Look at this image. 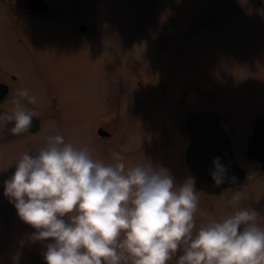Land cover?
Returning a JSON list of instances; mask_svg holds the SVG:
<instances>
[{"label":"rangeland","instance_id":"1","mask_svg":"<svg viewBox=\"0 0 264 264\" xmlns=\"http://www.w3.org/2000/svg\"><path fill=\"white\" fill-rule=\"evenodd\" d=\"M47 1L54 11L62 12L22 16L25 50L9 33L4 7L10 3L22 9L23 2L0 0V82L12 87L9 98L0 103V264H47L43 252L51 238L33 239L36 229L19 217L4 192V181L15 172L22 154L38 153L47 145V137L60 133L65 142L87 147L94 159L102 160L97 131L113 119L102 128L114 142L120 127L124 130L126 167L152 163L168 169L182 183L189 175L179 161L183 138L179 121L211 105L200 93L215 86L225 96L235 157L248 168L243 142L259 116L264 117V0H231L229 12L222 10L230 6L229 0H90L101 26L87 33L78 31V21H87L89 0ZM215 5L221 7L218 20L215 15L213 20L207 18ZM167 38L176 46L171 45L166 59L168 50L162 44ZM9 73L17 76L19 86ZM22 88L37 97L35 103L22 97V106L44 125L36 134L10 136L4 116L14 111L17 90ZM163 89L168 92L165 99H149L150 91L159 95ZM50 93L57 96L59 110ZM119 93L121 110L115 109ZM109 146L105 163L116 159L113 144ZM241 207L255 208L257 223L264 227L260 176L242 192L239 202L213 213L198 206L194 219L204 226ZM201 226L196 224L194 233Z\"/></svg>","mask_w":264,"mask_h":264},{"label":"clouds","instance_id":"2","mask_svg":"<svg viewBox=\"0 0 264 264\" xmlns=\"http://www.w3.org/2000/svg\"><path fill=\"white\" fill-rule=\"evenodd\" d=\"M22 97L37 101L28 89L17 90L6 117L17 134L29 131L35 117ZM113 155V163L94 159L87 147L57 133L38 153L24 152L4 181L19 217L36 229L33 239L51 238L43 252L47 264H169L181 247L176 264H264V227L255 208H238L194 234L196 177L177 182L162 166L126 167L121 153ZM213 164L214 186L238 182L221 157ZM241 199L236 191L229 203Z\"/></svg>","mask_w":264,"mask_h":264},{"label":"flooded vegetation","instance_id":"3","mask_svg":"<svg viewBox=\"0 0 264 264\" xmlns=\"http://www.w3.org/2000/svg\"><path fill=\"white\" fill-rule=\"evenodd\" d=\"M21 1L23 2L22 9L14 8V7L11 6L10 3L8 5L4 4L5 5L4 7H5V13H6V16H7V19H8V23H9V33L12 34L14 43L16 42L18 44V46L22 47V49L27 50L28 46H27L26 38H25V35H24V32H23L24 26H23V24L21 22L22 16L29 17V18L30 17L31 18H37L39 16L57 15V14L61 13L62 11L61 12L54 11V8L49 4V2L47 0H44V2L48 5V8L46 10H42V11H35V10L27 9L24 6V0H21ZM5 3H6V1H5ZM229 3H230V6L223 7L222 10L223 9H225V10L228 9V12H229L230 11L229 8H231V0H229ZM87 5H88V11L87 12L85 11L87 21L84 22V23H81V22L78 21V31L81 32V33H87V32H89L90 29L96 31V30L99 29V26H101V22L99 21V19H97L96 14H95L96 13L95 8H94L93 4L90 3V0L87 2ZM23 6H24V8H23ZM210 8H211L209 10L210 12H208V13H211V16H209L210 14L207 13L208 14L207 18L211 17L210 19L213 20L214 17H212V15H215V19H216V17H218V14L220 13L219 8H221V7H219L218 5H215V6H212ZM196 30H198V28H196ZM162 45L168 50V55L166 56V59H167L170 56V53H171L170 49L173 46H176V44L171 43V41L167 38V39H164V42H163ZM171 45H173V46H171ZM174 56H175V52H174ZM171 61L169 62L168 60H166L165 63H170L171 64ZM9 75H10V78L13 81V83L18 85L17 76L15 74H13V73H9ZM202 80L203 79L200 78L198 82L201 83ZM146 86H147V88H150V87H148V85H146ZM8 88H9V90H8V94L6 96L7 99L11 95V89L10 88H12V87L8 84ZM150 90H151V88H150ZM119 92H120V90H119ZM157 94H159V95H154L153 94V90L150 91L149 99L152 98V97H157L160 100L165 99L167 97V95H168V92H167V90L163 89L161 93H157ZM50 95H51V98H52V103L54 102L53 103L54 107L59 110V101H58L57 96L54 95L53 93H50ZM119 95H120V93L117 94L116 98H115V101H116L115 109L121 110L122 100H119ZM200 95L203 97V99H202V97H200L203 101L205 99V100L209 101L211 103V105L207 106V107H204V108H201L199 111L211 110V111H216V112H220L221 113V121H220L221 122V126H222L223 129L226 130V132L228 133L230 139L232 140V143H233V156L235 158V161H236L237 165L239 166V168L242 170V173L244 174V179H243L242 182L236 183V184H234L232 186L223 187L218 192L207 193L202 188H200L199 185H198V177L196 175H194L189 170V168L187 167V164H186L185 154H186V148H187L188 142H189V135H188V132H187L186 127H185L184 124H185V121H186L187 117L185 116L184 118L180 119L179 124H180L181 131L183 133V138H182V141H181L180 149L178 151L179 152L180 164H181V166L183 167V169L186 171V173L189 176L196 177V187H197V190L199 192V208H200V206H202V208L207 213H213L217 208L225 207V206L229 207L228 201H229L230 198H232L234 192L239 191V192L242 193L243 191H245L249 187L250 184L252 185V184L256 183L257 177H259V176L262 179H264V171H263V169L261 168V166L259 165L258 162L249 159L247 154H246L247 142H248V139L250 138V136L254 132V127H253V130L250 132V134L247 135V139L243 142L244 143V145H243L244 149L242 147L243 158L248 164L251 165L250 166L251 168H248L245 165L241 164L237 160V158L235 157V155L237 153V147H236L234 139H233V137H232V135L230 133V130H229V128L226 125V113H227L228 109L225 107V105H227V103H225L226 102L225 96L215 86H213L212 88L206 89V91L200 93ZM7 99H5V101ZM149 99H147V101ZM220 99H221V104H219V100ZM11 112H13V110L9 111L8 113H11ZM118 112H117V114H118ZM260 118H262V117L259 116V119ZM39 120H40V127L43 128L44 124H43L41 118H39ZM112 120L110 121V123L112 122ZM110 123L109 122H104L103 124H101L100 128L103 129L102 128L103 125L106 126V125H109ZM122 126H124V124ZM40 129H39V131H40ZM39 131H37V132H39ZM37 132L32 133L30 131H23V132L18 133V134L17 133H13V132H7V133L10 136L11 135L17 136V135H22V134H25V133H27V134H36ZM97 133H98V131H97ZM163 134H165V133H163ZM108 136H109V133H107L106 131H105L104 135H99L98 134V137L101 138L100 144L102 146V153H103L102 154V160L104 162H105V159L108 157V154H109V150H108L110 148L109 144H113V146H111V147H112V149L114 151L119 152L121 154L125 153V150H124L123 147H124V144H125L127 139L125 137L124 130L121 129V127H120V135L117 136V139H116L115 142L114 141H110L109 139H107ZM151 142L152 141L147 142L146 144L151 143ZM141 144H144V143H141ZM252 168H254V172L251 171ZM251 177H252V179H251ZM221 201H225V202H221ZM196 224L201 226L199 223H196ZM182 253H183V248L181 247L180 249L177 250V253H176L175 256H173L172 260L169 261V264H176V261L178 260L179 255H181Z\"/></svg>","mask_w":264,"mask_h":264},{"label":"water","instance_id":"4","mask_svg":"<svg viewBox=\"0 0 264 264\" xmlns=\"http://www.w3.org/2000/svg\"><path fill=\"white\" fill-rule=\"evenodd\" d=\"M27 9L42 11L48 6L43 0H24ZM8 88L0 82V101L5 98ZM220 114L212 111H202L192 114L185 122L189 133V145L186 152L188 168L198 177V185L207 193L218 192L221 188L242 182L244 174L236 164L232 155V144L226 132L220 127ZM15 121H6L5 128L11 130ZM39 120L33 118L30 130L39 128ZM104 135L103 130H99ZM247 156L260 163L264 170V118L259 119L254 128V133L247 143ZM221 157L222 163L228 167V175L238 177V182L226 181L220 186H214L210 175L214 168V158ZM232 169V171L230 170Z\"/></svg>","mask_w":264,"mask_h":264},{"label":"bare ground","instance_id":"5","mask_svg":"<svg viewBox=\"0 0 264 264\" xmlns=\"http://www.w3.org/2000/svg\"><path fill=\"white\" fill-rule=\"evenodd\" d=\"M199 32H200V31H199ZM199 32H198V33H199ZM3 48L5 49V51H7L6 44L3 46ZM7 53H9V52L7 51ZM9 55H10V54H9ZM5 99H7V98H5ZM5 99H4V101H5ZM4 101H2V102H4ZM40 128L42 129V127H40ZM41 129H40V130H41ZM38 131H39V130H38ZM230 170L232 171V169H230Z\"/></svg>","mask_w":264,"mask_h":264}]
</instances>
